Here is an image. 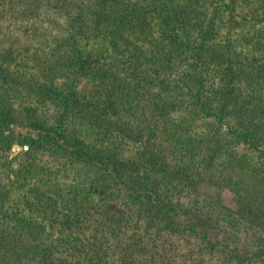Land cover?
<instances>
[{
  "label": "trees",
  "instance_id": "16d2710c",
  "mask_svg": "<svg viewBox=\"0 0 264 264\" xmlns=\"http://www.w3.org/2000/svg\"><path fill=\"white\" fill-rule=\"evenodd\" d=\"M46 4V63L0 65V264H264V0Z\"/></svg>",
  "mask_w": 264,
  "mask_h": 264
},
{
  "label": "rangeland",
  "instance_id": "374dc122",
  "mask_svg": "<svg viewBox=\"0 0 264 264\" xmlns=\"http://www.w3.org/2000/svg\"><path fill=\"white\" fill-rule=\"evenodd\" d=\"M32 1L34 7L30 6ZM47 6L46 0H0V65H9L7 61L3 64V58L9 52L16 55L17 60H24L23 62L36 56L32 60L33 68L38 63L37 59L40 60L39 63H46L47 56L53 51L52 35L57 34V31L52 30L53 16L46 13ZM72 77L74 74L70 78ZM15 121L9 128H4L6 134L11 133L12 140L20 143L28 136L32 137L33 132L25 118ZM25 148L22 147L23 150ZM20 150V144H14L9 153L10 158ZM212 193L220 197L219 202L225 207L231 210L237 208L235 196L226 187H219Z\"/></svg>",
  "mask_w": 264,
  "mask_h": 264
}]
</instances>
